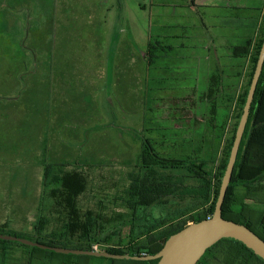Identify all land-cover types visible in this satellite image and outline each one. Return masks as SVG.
I'll list each match as a JSON object with an SVG mask.
<instances>
[{"label":"rangeland","instance_id":"obj_1","mask_svg":"<svg viewBox=\"0 0 264 264\" xmlns=\"http://www.w3.org/2000/svg\"><path fill=\"white\" fill-rule=\"evenodd\" d=\"M232 1L0 0V223L26 231L41 214L46 233L60 231L68 209L62 184L50 176L76 175L80 181L72 179L70 187L81 188L74 194L77 222L91 218L99 248L123 241L131 210L119 197L128 173L137 171L144 138L164 157H196L215 171L244 87L235 94L236 79L219 80L214 70L209 77L195 75L194 61H206L208 45V53L222 54L211 39L227 29L210 3ZM171 21L179 24L169 28ZM237 24L230 22V35L247 36ZM149 41L159 50L150 66ZM235 60L230 57V71L239 68L231 66ZM212 77L215 94L208 96ZM161 173L198 185L184 170ZM249 197L258 206L264 190ZM201 201L173 196L140 210L136 235L158 218H186L201 209ZM78 238L75 232L72 239ZM217 252L213 263L223 264Z\"/></svg>","mask_w":264,"mask_h":264},{"label":"trees","instance_id":"obj_2","mask_svg":"<svg viewBox=\"0 0 264 264\" xmlns=\"http://www.w3.org/2000/svg\"><path fill=\"white\" fill-rule=\"evenodd\" d=\"M263 35L264 24L251 55L250 67L244 90L238 99V109L236 110L231 135L223 145L221 158L215 171L209 168L207 161L199 160L196 157L185 159L164 157L157 152L150 140L147 138L142 140L140 152L135 162L137 171L128 173L129 182L119 197L121 202L131 210L129 231L123 241L99 248L97 245L102 242L94 239L90 234L91 218L86 217L83 223L77 222V219H75L77 214L75 213L74 194H78L81 188L76 189V192L70 187L73 180L78 181L79 179L80 181V178L76 175L75 179L68 176L63 178L57 174L50 176V181L62 184L63 192L61 196L65 194L62 201L68 209L67 220L60 231L46 233L47 220L39 214L30 230L19 231L13 229L9 227L8 221H4L0 223V233L15 235L51 246L88 250L98 249L128 255H152L162 248L165 240L173 233L181 230L191 222H198L211 217ZM157 50L158 48L152 42L147 43L145 51L146 65L149 66L155 62ZM211 80L212 85L207 91L208 96L215 94V77H212ZM161 170H184L197 179L198 185L187 184L186 177L183 175L162 174ZM49 174L50 166L47 165L44 168L42 178L45 187L48 184ZM263 190L264 63L237 152L231 180L222 204V217L224 219L245 225L264 240V202H261L258 206L253 205L252 203L255 204V202H252L249 197L256 196L257 193ZM173 196L179 199L200 198L202 207L196 211H190L186 218L179 220H174L175 218H158L151 225L145 226L144 230L136 235L135 222L140 220L137 213L154 204H166L168 199ZM75 232L79 233L78 239H72ZM218 250L223 253V261L221 260L223 264H254L257 262L264 264V261L251 249L233 238H222L214 243L206 249L196 264H214V260H219ZM118 260L126 259L63 254L16 241L0 239V264H115L119 262ZM139 262L142 264H156L157 259Z\"/></svg>","mask_w":264,"mask_h":264},{"label":"water","instance_id":"obj_3","mask_svg":"<svg viewBox=\"0 0 264 264\" xmlns=\"http://www.w3.org/2000/svg\"><path fill=\"white\" fill-rule=\"evenodd\" d=\"M264 63V35L258 52L254 71L246 94L245 102L239 117L234 138L230 148L228 160L223 172L218 194L211 217L198 222H191L181 230L170 235L162 248L152 255H128L110 253L98 249H77L61 246H51L37 241L18 237L15 235L0 233V239L16 241L22 244L49 249L57 253L100 256L112 259H126L146 261L157 259L156 264H196L207 248L222 238H233L242 242L264 261V240L243 224L227 220L222 217V204L225 199L227 187L230 183L234 163L237 157L239 145L248 120L250 107L254 98V92L261 75Z\"/></svg>","mask_w":264,"mask_h":264},{"label":"crops","instance_id":"obj_4","mask_svg":"<svg viewBox=\"0 0 264 264\" xmlns=\"http://www.w3.org/2000/svg\"><path fill=\"white\" fill-rule=\"evenodd\" d=\"M194 1L198 4L192 3L191 5L193 6L207 4V1L205 2V0ZM210 5H212L211 7L216 10L215 16L223 19V21H220L219 25H221L220 27H226L227 32L225 34L224 31H220L217 33V36H215L214 39H211L214 45L216 44L215 51H222V54L217 56L216 54L218 52L216 54L208 53L209 51H212V47L208 45L206 47V51H204L205 53L202 59L206 61H194L196 65L195 75H197V72H199L201 75L210 76V73H212V70H214L219 80H228L230 77H234L238 83V88L235 94H239L245 85L247 73L250 67L251 55L253 53L255 44L260 37L261 29L264 24V0H235L232 2L219 3L212 2ZM230 10L232 14H230ZM230 22L233 26L236 22H238L237 25L247 31V36L240 38L236 33H232L230 35ZM176 24L179 23L171 21L168 27L174 28ZM202 25H204L205 28L204 22H202ZM176 29L181 30L182 28L179 26ZM171 33H173V36H177L175 32ZM177 34L179 37V34L181 33ZM168 37L174 38L171 36ZM178 45L183 46L181 43H178ZM167 46L170 52H174L176 46H174L173 43L169 41ZM176 57L181 58L180 55H177ZM230 57L238 59L237 61L235 60L231 62V66H236L239 64V68L233 71H230ZM221 58H225L226 61L221 63ZM214 59L217 60L215 61V64H213L214 61H212ZM183 63L181 61H176V65H183ZM173 65L175 66V63H173L172 66ZM216 65L219 68L212 69L214 66L217 67ZM233 88H231V91L234 90Z\"/></svg>","mask_w":264,"mask_h":264}]
</instances>
